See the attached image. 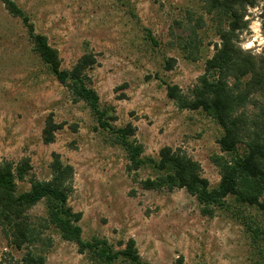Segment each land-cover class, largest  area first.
<instances>
[{"label": "rangeland", "instance_id": "374dc122", "mask_svg": "<svg viewBox=\"0 0 264 264\" xmlns=\"http://www.w3.org/2000/svg\"><path fill=\"white\" fill-rule=\"evenodd\" d=\"M14 1L36 33L59 51L63 69L70 70L86 53L97 56L87 73L112 127L101 128L91 108L73 100L36 52L22 18L11 15L0 0V163L18 164L23 158L32 163L18 191H29L32 180H51L57 153L74 168L68 205L83 215L79 225L85 242L106 241L118 252L134 239L148 264H176L180 256L185 264H264V236L255 233L262 225L258 208L228 197L209 216L186 189H145L142 182L163 173L150 163L131 171L129 153L116 134L132 123L137 130L129 140L143 148V159L158 161L161 149L172 147L200 163L212 189L219 186L213 157L231 158L218 145L222 128L202 110H181L167 96V84L190 93L220 44L221 20L205 1ZM244 2L249 27L240 45L259 55L264 52V0ZM168 60L174 62L172 70L166 68ZM51 114L64 127L47 145L42 132ZM47 212L43 200L30 216L38 222ZM45 237L51 239L45 264H129L123 257L105 263L89 250L81 253L54 228ZM29 250L12 245L0 224V262L20 264Z\"/></svg>", "mask_w": 264, "mask_h": 264}, {"label": "trees", "instance_id": "16d2710c", "mask_svg": "<svg viewBox=\"0 0 264 264\" xmlns=\"http://www.w3.org/2000/svg\"><path fill=\"white\" fill-rule=\"evenodd\" d=\"M204 1L208 11L216 13L221 20L218 29L220 44L215 45V54L207 61L205 73L190 93L185 94L177 85L167 84V96L181 110H202L222 128L218 145L221 152L231 158L213 157L220 171L219 186L212 189L209 180L203 176L200 163L172 147L162 148L158 161L143 159V148L129 140L137 130L132 123L118 129L117 138L129 153L131 171L138 172L150 163L163 173L155 180L142 182L145 189H186L197 197L203 213L209 216L214 214L215 207L225 206L228 197H234L241 205L258 208L262 225L255 233L264 236V52L257 55L245 51L240 45V37L249 27L245 20L244 0ZM2 2L11 15L22 18L29 28L36 52L57 80L68 88L73 100L85 102L97 116L101 128L112 129L108 112L101 108L100 96L87 73L98 63L97 56L86 53L70 70L63 69L59 51L50 45L47 36L36 33L24 10L14 0ZM261 17L264 31V7ZM223 20L227 27L223 26ZM192 48V44L185 47L188 58L192 57L189 51ZM173 67V60H168L167 70ZM251 107L258 112H253ZM63 127L64 124L57 123L54 116L49 115L42 132L44 144L55 143L56 134ZM51 169V180H32L29 191L19 192L17 183L25 181L32 170L30 158H23L18 164L12 161L0 163V224L11 238L12 245L17 249L23 246L31 249L20 264H45V253L51 244L45 231L50 228L58 230L63 239L75 242L81 253L89 250L105 263L123 257L129 264H148L142 260L134 239L118 252L106 241L85 242L79 225L83 215L68 205L73 192L74 168L65 164L60 154L53 153ZM43 200L47 203V217L34 221L30 211ZM176 264H185L184 257L180 256Z\"/></svg>", "mask_w": 264, "mask_h": 264}]
</instances>
